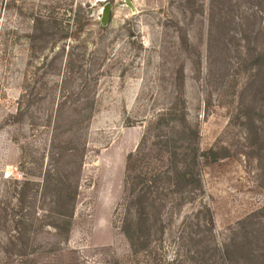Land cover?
<instances>
[{
  "label": "rangeland",
  "instance_id": "rangeland-1",
  "mask_svg": "<svg viewBox=\"0 0 264 264\" xmlns=\"http://www.w3.org/2000/svg\"><path fill=\"white\" fill-rule=\"evenodd\" d=\"M106 2L0 0V264H264V0Z\"/></svg>",
  "mask_w": 264,
  "mask_h": 264
},
{
  "label": "trees",
  "instance_id": "trees-1",
  "mask_svg": "<svg viewBox=\"0 0 264 264\" xmlns=\"http://www.w3.org/2000/svg\"><path fill=\"white\" fill-rule=\"evenodd\" d=\"M195 151H196L195 152V158L198 159L200 157V154H198L197 157H196L197 150H195ZM175 170L178 171V168L175 167L174 171ZM133 196H135V195L133 194ZM75 200H76V198L74 199V194H73V198H72V193H70V192L66 195V198L64 199V201H62L60 206H61V208L64 207V211H66V212H68V206H69L72 209V213L71 214H66V213L62 212V215H64V216H72V214L74 215L73 208H74V205H75ZM124 231L127 234L129 232V229L127 230V228H126V230H124Z\"/></svg>",
  "mask_w": 264,
  "mask_h": 264
},
{
  "label": "water",
  "instance_id": "water-1",
  "mask_svg": "<svg viewBox=\"0 0 264 264\" xmlns=\"http://www.w3.org/2000/svg\"><path fill=\"white\" fill-rule=\"evenodd\" d=\"M112 13V5L110 2H106L102 7V21L106 25L109 23Z\"/></svg>",
  "mask_w": 264,
  "mask_h": 264
},
{
  "label": "built area",
  "instance_id": "built-area-1",
  "mask_svg": "<svg viewBox=\"0 0 264 264\" xmlns=\"http://www.w3.org/2000/svg\"><path fill=\"white\" fill-rule=\"evenodd\" d=\"M99 1L106 2L107 0H99Z\"/></svg>",
  "mask_w": 264,
  "mask_h": 264
}]
</instances>
